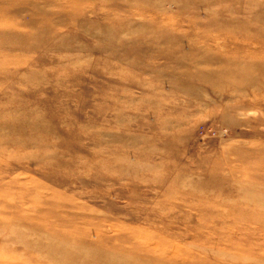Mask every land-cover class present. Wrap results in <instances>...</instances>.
I'll return each mask as SVG.
<instances>
[{"label":"rangeland","instance_id":"374dc122","mask_svg":"<svg viewBox=\"0 0 264 264\" xmlns=\"http://www.w3.org/2000/svg\"><path fill=\"white\" fill-rule=\"evenodd\" d=\"M0 264H264V0H0Z\"/></svg>","mask_w":264,"mask_h":264}]
</instances>
